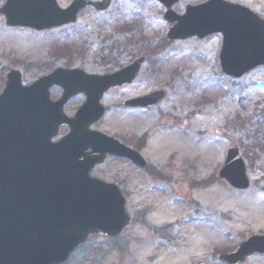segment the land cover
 Instances as JSON below:
<instances>
[{"label":"rangeland","instance_id":"obj_1","mask_svg":"<svg viewBox=\"0 0 264 264\" xmlns=\"http://www.w3.org/2000/svg\"><path fill=\"white\" fill-rule=\"evenodd\" d=\"M204 1L182 0L174 10L183 14L186 4ZM229 1L264 15V0ZM58 2L67 7L72 0ZM164 14L157 0H111L105 12L87 8L77 23L44 32L9 27L0 14V92L11 68L29 84L58 66L104 74L145 58L134 82L104 95L107 112L94 125L142 147L148 162L144 170L108 157L93 172L120 186L132 222L116 238L93 237L66 264H227L221 254L264 235V67L228 77L219 63L221 35L169 41L172 25ZM157 90L166 92L160 102L126 107L127 100ZM61 94L60 87L51 89L53 99ZM84 101L75 96L66 112L73 115ZM232 145L246 162L247 189L218 175ZM239 264H264V255Z\"/></svg>","mask_w":264,"mask_h":264},{"label":"water","instance_id":"obj_2","mask_svg":"<svg viewBox=\"0 0 264 264\" xmlns=\"http://www.w3.org/2000/svg\"><path fill=\"white\" fill-rule=\"evenodd\" d=\"M158 1L173 25L167 33L170 41L193 36L203 40L221 33L219 58L225 74L239 79L264 65V17L255 11L228 0H208L186 5L179 15L173 7L182 0ZM110 3L73 0L62 8L57 0H6L0 13L9 26L44 31L77 22L88 6L104 11ZM143 62L139 58L102 75L58 67L28 86L19 70L9 72L0 94V264H62L91 234L117 236L130 224L118 185L93 177L92 170L107 154L140 167L147 162L134 149L91 127L106 112L101 103L105 92L133 82ZM53 86L64 90L56 101L50 98ZM80 93L86 95L85 102L73 117L66 115L65 105ZM165 96L164 91H155L126 105L147 107ZM61 125L69 132L52 142ZM219 177L237 189L250 186L238 146L228 149ZM254 253H264V236L249 237L220 259L238 264Z\"/></svg>","mask_w":264,"mask_h":264},{"label":"flooded vegetation","instance_id":"obj_3","mask_svg":"<svg viewBox=\"0 0 264 264\" xmlns=\"http://www.w3.org/2000/svg\"><path fill=\"white\" fill-rule=\"evenodd\" d=\"M252 9H253V8H252ZM4 77H5V79H4V81H3V86H4V84L6 83L7 73H5ZM65 128H66V126H62V127H61V132H62L63 129H65ZM61 134L64 135L63 132H62ZM62 135H60V137H61ZM60 137H58L57 139H53V140H58ZM141 148H142V147H139V148H137V149L141 151ZM109 158H110V157H109ZM91 238H92V237H91ZM91 238H90V239H91ZM88 242H89V241H88ZM87 244H88V243H86V245H84V246H82V247L87 246Z\"/></svg>","mask_w":264,"mask_h":264},{"label":"bare ground","instance_id":"obj_4","mask_svg":"<svg viewBox=\"0 0 264 264\" xmlns=\"http://www.w3.org/2000/svg\"><path fill=\"white\" fill-rule=\"evenodd\" d=\"M148 133H149V134H152V129H149V130H148Z\"/></svg>","mask_w":264,"mask_h":264}]
</instances>
